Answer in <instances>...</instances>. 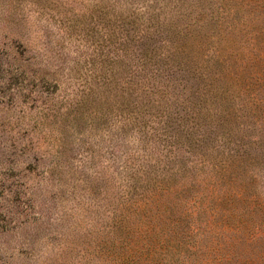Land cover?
<instances>
[{
  "label": "rangeland",
  "instance_id": "1",
  "mask_svg": "<svg viewBox=\"0 0 264 264\" xmlns=\"http://www.w3.org/2000/svg\"><path fill=\"white\" fill-rule=\"evenodd\" d=\"M0 264H264V0H0Z\"/></svg>",
  "mask_w": 264,
  "mask_h": 264
}]
</instances>
